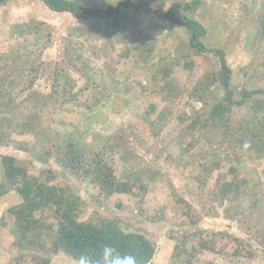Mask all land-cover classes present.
<instances>
[{
    "label": "rangeland",
    "instance_id": "obj_1",
    "mask_svg": "<svg viewBox=\"0 0 264 264\" xmlns=\"http://www.w3.org/2000/svg\"><path fill=\"white\" fill-rule=\"evenodd\" d=\"M74 1L104 8L119 0ZM146 1L163 12L173 2L189 0ZM195 18L206 28L205 46L226 54L233 99L239 101L242 90L264 89V0H202ZM118 22L119 28L100 20L82 22L52 13L36 0H11L0 6V88L9 91L14 102L27 97L25 106L42 103L44 118L41 123L38 116L41 132L12 131L0 144V155L14 157L29 177L72 190L81 221L125 218L119 222L123 231L139 232L154 244L156 253L149 264H264V158H242L235 164L237 178L247 180L249 189L228 203L219 188L231 179L234 155L203 140L196 142V133H185L184 117L208 110L215 100L206 95L199 101L189 93L204 74L217 75V54L190 48L183 27L148 9H123ZM141 43L152 51L136 49ZM167 65L170 73L164 78L160 70ZM168 81L175 90L164 91ZM209 90L221 95L218 83ZM72 95L80 106L76 101L62 103ZM150 104L155 106L152 112ZM162 113L166 116L158 121ZM246 118H252L250 107L238 116ZM79 132L84 133L75 148L79 160L87 164L100 157L117 181L132 182L123 175L139 177L145 190L134 187L131 194L106 197L74 172L64 171L55 159L57 149L67 135ZM213 161L218 166L204 172L203 166ZM46 171L51 179L44 178ZM255 199L257 211L248 208ZM21 202L13 188L0 196V264H40L43 257L49 264H76L49 251L52 238L44 234L51 218L40 230L44 250L19 244L8 210ZM256 230L261 232L253 240L250 235ZM201 240L207 247H199ZM177 245L178 251L184 248L180 257Z\"/></svg>",
    "mask_w": 264,
    "mask_h": 264
},
{
    "label": "trees",
    "instance_id": "obj_2",
    "mask_svg": "<svg viewBox=\"0 0 264 264\" xmlns=\"http://www.w3.org/2000/svg\"><path fill=\"white\" fill-rule=\"evenodd\" d=\"M10 1L0 0V6L6 5ZM36 1L41 2L52 13L68 14L82 22L100 20L111 24L115 28H119L118 19L121 17L123 9H131L135 12L148 9L152 11V14L183 27L189 35L188 46L190 48L195 49L197 52L216 53L218 57L217 75L214 76L213 73L204 74L193 85L189 93L190 96L196 95L199 101H203L206 95L212 96V99L215 100L208 110H196L193 117H184L188 121L185 133H196V142L203 140L206 145L217 146L216 150H228L234 155L236 163H231L229 168L231 179L223 182L219 188L222 199L228 203L235 202L239 197L246 194L249 189V182L237 178L235 164L239 163L242 158L249 160L264 158V89L242 90V98L239 101L233 99V92L230 89L232 72L227 64L224 50L208 48L202 41L206 36V28L195 18V12L200 7L202 0L173 2L163 12L151 9L146 0H137L136 2L119 0L114 6L104 8H89L74 0ZM262 30L264 32V22ZM142 48H144V52L152 51V46L147 43H141L136 47L139 51ZM141 58L144 62L147 61V59H143V55H141ZM184 64L189 68L191 67L190 63L185 62ZM32 68L33 71H36L35 67ZM160 73L162 77L166 78L170 73L169 65L161 68ZM54 75L58 77L60 73L55 72ZM216 83L219 85L221 95H219L218 90H209ZM139 84L141 88H144L141 83ZM165 86L164 91L168 89V91L175 90L170 81L166 82ZM96 100L98 102L99 95L95 96ZM66 101L68 103L76 101L80 106L75 95L65 97L62 103ZM28 102L27 97L14 102L10 92L0 88V113L3 114L0 116V144L8 141L12 131H19L23 134L42 131L41 128L43 127L38 124V116L42 123L44 118L41 117L39 108L40 106L42 108L43 104L41 103L38 106L30 102L29 106H25L24 104ZM244 107H250L252 118L239 120L238 116L244 111ZM87 108L90 110V107ZM154 109L155 106L150 104L149 112ZM165 116L162 113L158 121L164 120ZM148 122L150 121L148 120ZM83 134L79 132L74 133L72 136L67 135L68 138L61 141L55 159L64 171L74 172V176L80 177L83 183L100 190L106 197L113 194H131L134 187H137L140 191L145 190L144 183H139V177L132 178L123 175V179L130 178L132 182L117 181L108 163L100 157L88 159L87 164L79 160L75 148L79 144L78 137ZM106 143L111 150V144ZM187 144L192 146L193 143L189 141ZM214 153L217 155L219 152L214 151ZM216 163L213 161L210 165H204V172L215 169L218 166ZM0 166L2 167L4 180L0 183V196L13 188L22 201L16 207L8 210L14 219L15 231L13 234L22 247L23 243L26 242L29 245H36L38 250H44V244L40 240L43 231L40 230L45 227L46 218H51L53 223L48 226V232L44 234V237L52 238L49 251L54 254L62 253L77 261L82 254L95 258L103 246L111 245L121 252L134 254L137 257L138 264H149L155 256L156 248L145 235L139 232L123 231L120 228L119 222L125 218L107 216L81 221L76 206L78 199H73L74 192L72 190H65L56 185H51L45 182L43 177H29L26 170L18 166L16 159L12 156L0 155ZM48 173L49 171H46V177H44L47 180L52 178ZM250 191L253 190L250 189ZM257 203V199L251 201L248 208L257 211ZM230 207L231 205L227 209L228 212H230ZM227 215L231 216V213ZM260 232L258 230L254 231L250 238L252 237L253 240L258 239L257 236ZM198 245L200 248L207 247L203 240L199 241ZM195 248V246L192 247L193 250ZM175 250H177L176 257H180L184 248L178 251L177 245ZM235 253L237 254V249ZM39 261L40 264H49V260L44 257L40 258Z\"/></svg>",
    "mask_w": 264,
    "mask_h": 264
},
{
    "label": "clouds",
    "instance_id": "obj_3",
    "mask_svg": "<svg viewBox=\"0 0 264 264\" xmlns=\"http://www.w3.org/2000/svg\"><path fill=\"white\" fill-rule=\"evenodd\" d=\"M76 264H138V261L134 254L121 252L114 246L105 245L99 250L95 258L82 254Z\"/></svg>",
    "mask_w": 264,
    "mask_h": 264
}]
</instances>
